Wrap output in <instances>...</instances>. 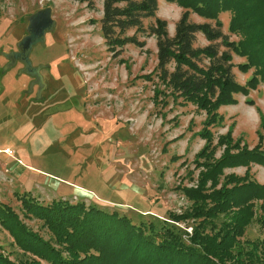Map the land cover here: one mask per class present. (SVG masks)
Returning a JSON list of instances; mask_svg holds the SVG:
<instances>
[{
  "label": "rangeland",
  "instance_id": "obj_1",
  "mask_svg": "<svg viewBox=\"0 0 264 264\" xmlns=\"http://www.w3.org/2000/svg\"><path fill=\"white\" fill-rule=\"evenodd\" d=\"M46 6L55 25L29 53L31 65H42L41 90L37 93L38 86L28 80L21 91L26 75L18 73L20 63L3 70L7 62L0 54V204L12 208L45 239L49 233L41 222L20 214L16 192L42 203L82 201L115 210L133 222H171L168 212L188 205L179 187L194 184L197 169L192 160L204 143L198 133L205 112L178 102L163 87L153 72L154 37L137 34L144 40L142 47L125 44L116 56L107 51L98 24L102 0H92L90 7L79 0H0V52L16 50L27 15ZM182 11L175 3L157 0L155 15L166 21L168 35ZM189 18L213 23L191 11ZM218 19L226 38L235 41L237 36L227 30L229 13L220 12ZM151 21L142 19L144 26ZM207 43L195 34L194 46ZM229 53L230 73L243 83L252 69L238 71L236 64L244 58ZM206 63L205 58L199 61ZM234 97V104L217 108L219 119L208 126L213 143L229 130L233 140L240 138L248 148L261 136L264 150V84ZM221 151L217 146L214 156ZM248 167L251 178L264 182V167ZM244 170L236 166L224 173L242 175ZM242 237L264 240V226L252 222ZM0 252H20L1 226Z\"/></svg>",
  "mask_w": 264,
  "mask_h": 264
},
{
  "label": "trees",
  "instance_id": "obj_2",
  "mask_svg": "<svg viewBox=\"0 0 264 264\" xmlns=\"http://www.w3.org/2000/svg\"><path fill=\"white\" fill-rule=\"evenodd\" d=\"M79 1L92 5V0ZM165 1L183 9L172 35L167 33L166 21L155 15L157 0H102L98 24L113 56L125 44L142 47L144 40L137 34L154 37L153 72L163 87L178 102L205 112L198 133L204 143L192 160L197 169L194 184L179 187L188 205L180 212L169 211L171 222L148 218L133 222L115 210L82 201L42 203L16 192L22 217L39 220L49 236L43 238L12 208L0 204V226L20 250L0 252V264H264V240L242 237L252 222L264 226V182L248 173L251 163L264 167L261 136L257 134L259 142L248 148L240 144V138L233 140L229 130L213 143L208 129L219 119L218 107L234 104L235 94L247 95L264 84V0ZM190 11L213 23L191 21ZM225 11L229 13L227 30L237 36L235 41L221 31L218 14ZM143 18L152 21L144 26ZM196 33L208 43L194 46ZM219 45L224 49L218 50ZM229 52L244 58L236 64L238 71L252 69L243 83L230 73ZM202 58L207 59L204 65L199 64ZM217 146L222 151L215 157ZM236 166L245 167L242 175L224 173ZM175 222H182L183 228Z\"/></svg>",
  "mask_w": 264,
  "mask_h": 264
},
{
  "label": "water",
  "instance_id": "obj_3",
  "mask_svg": "<svg viewBox=\"0 0 264 264\" xmlns=\"http://www.w3.org/2000/svg\"><path fill=\"white\" fill-rule=\"evenodd\" d=\"M50 11L51 8L46 6L27 15L25 33L16 42L17 49L8 52H0V54L8 61L3 70L11 67L16 61H19L22 64V67L18 70V73H24L33 77V84L38 86L37 93L43 87V82L39 74L42 65H31L29 61V53L32 46L43 44L45 32L50 31L54 27L55 21L52 19Z\"/></svg>",
  "mask_w": 264,
  "mask_h": 264
},
{
  "label": "crops",
  "instance_id": "obj_4",
  "mask_svg": "<svg viewBox=\"0 0 264 264\" xmlns=\"http://www.w3.org/2000/svg\"><path fill=\"white\" fill-rule=\"evenodd\" d=\"M25 75H26V74H25ZM25 78H26V79H25V80L23 79L24 82H23V83L21 84V86L19 87V89H20L21 91L25 89V87H26V83L28 82V80H29L30 77H29L28 75H26ZM26 92H28V91H26ZM26 94H27V93H26ZM28 95H29V94H28Z\"/></svg>",
  "mask_w": 264,
  "mask_h": 264
},
{
  "label": "flooded vegetation",
  "instance_id": "obj_5",
  "mask_svg": "<svg viewBox=\"0 0 264 264\" xmlns=\"http://www.w3.org/2000/svg\"><path fill=\"white\" fill-rule=\"evenodd\" d=\"M6 62H8V61L6 60ZM16 62L20 63L19 61H16ZM16 62H15V63H16ZM15 63H14V64H15ZM21 67H22V64L20 63V68H21ZM29 77H30V76H29ZM29 80H30L29 83H30V84H33V81H34L33 77H30ZM25 90H26V87H25Z\"/></svg>",
  "mask_w": 264,
  "mask_h": 264
}]
</instances>
